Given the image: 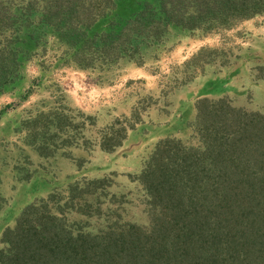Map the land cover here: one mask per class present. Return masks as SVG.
<instances>
[{
    "label": "trees",
    "instance_id": "trees-1",
    "mask_svg": "<svg viewBox=\"0 0 264 264\" xmlns=\"http://www.w3.org/2000/svg\"><path fill=\"white\" fill-rule=\"evenodd\" d=\"M263 14L264 0H0V90L51 47L64 66L101 71L139 65L141 48L170 30ZM192 105L187 137L156 140L136 172L75 179L25 204L0 232V264H264V110L225 95ZM72 120L37 112L22 122L24 142L44 157L86 149ZM140 120L133 108L106 123L94 147L114 150Z\"/></svg>",
    "mask_w": 264,
    "mask_h": 264
},
{
    "label": "rangeland",
    "instance_id": "rangeland-1",
    "mask_svg": "<svg viewBox=\"0 0 264 264\" xmlns=\"http://www.w3.org/2000/svg\"><path fill=\"white\" fill-rule=\"evenodd\" d=\"M57 52L51 47L45 57L35 54L0 90V232L25 204L69 181L136 172L156 140L187 137L185 121L197 97L225 95L234 106L264 110V14L226 30H170L141 48L139 65L120 60L82 71L58 63ZM133 108L141 120L121 145L110 152L94 147L93 134ZM52 110L82 122L86 149L72 143L64 148L68 157L60 149L44 157L24 142L22 122ZM76 157L83 158L80 168Z\"/></svg>",
    "mask_w": 264,
    "mask_h": 264
}]
</instances>
